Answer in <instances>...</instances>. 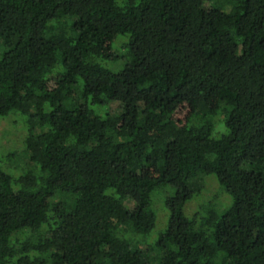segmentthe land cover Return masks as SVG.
Here are the masks:
<instances>
[{"label":"trees","instance_id":"obj_1","mask_svg":"<svg viewBox=\"0 0 264 264\" xmlns=\"http://www.w3.org/2000/svg\"><path fill=\"white\" fill-rule=\"evenodd\" d=\"M116 34L119 71L87 60ZM0 45V116L28 131L25 170L0 167V264H264V0H0ZM199 174L221 214L183 213Z\"/></svg>","mask_w":264,"mask_h":264},{"label":"rangeland","instance_id":"obj_2","mask_svg":"<svg viewBox=\"0 0 264 264\" xmlns=\"http://www.w3.org/2000/svg\"><path fill=\"white\" fill-rule=\"evenodd\" d=\"M126 34H116L110 42L104 41L101 47V54L88 56L87 60L110 70L119 71L127 61L124 44L127 42ZM1 51V45H0ZM60 81V78L53 77L49 80L47 87L51 88ZM116 102L105 104H88L87 108L93 113L103 114L107 111H114L117 108ZM188 116V108L185 104L180 106L172 114V121L175 124H182ZM218 129V130H216ZM215 134L224 131L222 123L217 125ZM218 131V132H217ZM28 134L24 117L18 113H10L0 116V167L12 176H16L25 169V155L23 152V139ZM155 168L151 162L147 163L143 173L147 176L153 175ZM197 186H194L191 197L184 203L183 213L190 217L201 204L211 201L218 214H221L230 204L231 198L219 184L213 174H199L196 178ZM173 188L165 185L154 188L148 198L149 208L154 212V223L152 228L144 234H136L135 238L140 246L152 243L157 234L163 230L167 220V210L163 199L170 195ZM44 204L41 205V208Z\"/></svg>","mask_w":264,"mask_h":264}]
</instances>
